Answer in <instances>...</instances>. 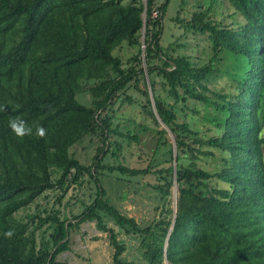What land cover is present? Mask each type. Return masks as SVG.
<instances>
[{
    "label": "trees",
    "instance_id": "1",
    "mask_svg": "<svg viewBox=\"0 0 264 264\" xmlns=\"http://www.w3.org/2000/svg\"><path fill=\"white\" fill-rule=\"evenodd\" d=\"M156 1L145 0L144 20V0H0V264H62L57 256L68 249L71 230L85 222L107 234L113 264H132L119 232L138 236L145 264H264V0H227L242 17L236 27L213 19L216 0H194L187 22L177 15L184 35L209 41L212 55L203 64L160 45L170 0ZM122 44L138 48L128 68L113 55ZM220 55L236 72H226L236 84L227 93L208 87ZM131 81L143 102L127 94ZM117 100L163 126L168 157L155 172L103 164L108 149H121L111 138L136 139L112 126L106 112ZM198 106L211 108L205 118L213 136L179 120L201 114ZM15 117L32 126L31 136L13 135L8 122ZM37 126L45 137L35 135ZM85 136L105 146L89 167L68 154ZM202 159H211V170L199 166ZM104 171L155 175L160 218L143 228L122 215L103 188ZM84 177L95 196L79 214L51 208L18 217L48 191L84 186Z\"/></svg>",
    "mask_w": 264,
    "mask_h": 264
},
{
    "label": "rangeland",
    "instance_id": "2",
    "mask_svg": "<svg viewBox=\"0 0 264 264\" xmlns=\"http://www.w3.org/2000/svg\"><path fill=\"white\" fill-rule=\"evenodd\" d=\"M131 0H125L130 2ZM163 0H157V5ZM214 5L215 15L213 19L221 21L223 24H231L236 27V23L242 22L240 15L233 16V9L230 8L227 0H216ZM145 2V0H144ZM180 0H170L168 9L162 21V34L160 37V45L163 48L172 47L175 51H171L172 56L187 55L194 62H208L211 55V45L205 36L199 34L187 33L184 35L182 24L176 22L178 20L187 22L192 13L197 10V2L189 0L184 8L179 7ZM205 8L207 5L204 6ZM156 12L154 11V16ZM142 41V39H141ZM137 47H130L122 44L114 50L113 55L122 63V68H128L130 59L137 54ZM214 73L210 76L208 87L214 90H221L224 93L232 91L236 84L233 78L226 74H235L231 60L225 55H220L214 60ZM133 81L129 83L127 94L133 96L136 101L143 102L142 95L132 87ZM160 88L158 84L157 89ZM139 89H143L142 82L139 83ZM194 105V104H193ZM192 105V106H193ZM201 114L194 117H188V113L179 114V120H186L190 123L193 130L199 131L202 136H213L216 132L212 128V124L206 121L205 115L211 110L209 108L205 112L202 107L198 106ZM112 119V126H118L119 131L123 134L135 136L136 139L128 137H114L111 140H117L121 149L113 155V147L108 149L103 159V164L122 165L130 169L146 170L151 166L155 172V163L161 162L168 157L169 147H163V140L158 133L163 126L156 127L151 119L147 118L139 108V106L121 105L120 101H114L106 112ZM204 115V116H203ZM211 129V130H210ZM264 129V122H263ZM170 141L173 135L165 130ZM99 149H105L102 145L100 137L85 136L81 141L76 143L68 151L69 156H73L84 166H91ZM107 150V149H106ZM211 159H202L199 166L207 170H211ZM105 172V171H104ZM84 186L77 184L71 185L65 192L48 191L39 197L36 202L26 210H21L18 217H25L26 214L32 215L34 212H43L44 209L59 210L61 214L72 215L79 214L85 206L90 204L95 196V187L92 183H86L88 177H84ZM103 188L106 190L111 203L124 216L135 219L140 227L145 228L160 218L162 204L159 194L152 186L158 184L157 178L153 174L139 175L129 177L121 175L118 172L109 174L107 172L101 176ZM170 206L175 209L177 203L178 192L176 187L171 190ZM60 201H57V198ZM108 226L118 232L112 222H108ZM118 240L123 243L125 251L123 257L132 264H145L140 249V239L138 236H127L122 232L118 234ZM68 249L57 256V261L62 264H113V248L111 247L106 233H100L94 222H85L77 228L71 230L68 239ZM141 250V251H140ZM165 264H169L165 262Z\"/></svg>",
    "mask_w": 264,
    "mask_h": 264
},
{
    "label": "clouds",
    "instance_id": "3",
    "mask_svg": "<svg viewBox=\"0 0 264 264\" xmlns=\"http://www.w3.org/2000/svg\"><path fill=\"white\" fill-rule=\"evenodd\" d=\"M8 127L13 133V135L20 140H23L24 137L31 136L33 134L32 126H30L27 121L21 119L20 117H15L10 119L8 122ZM35 135L40 138L45 137L46 129L43 128L42 126H37ZM12 235L13 232L11 231L4 233V236L6 238H11Z\"/></svg>",
    "mask_w": 264,
    "mask_h": 264
},
{
    "label": "water",
    "instance_id": "4",
    "mask_svg": "<svg viewBox=\"0 0 264 264\" xmlns=\"http://www.w3.org/2000/svg\"><path fill=\"white\" fill-rule=\"evenodd\" d=\"M145 16H146V2H144V12H143V18H144V20H145ZM143 37V36H142ZM142 50H143V48H142ZM142 56H143V53H142ZM142 66H143V68H144V71H145V77H146V82H147V84H148V89H149V82H148V78H147V73H146V69H145V62L143 61L142 62ZM149 96H150V99H152V95H151V91H150V89H149ZM167 131H168V129H166ZM169 132V131H168ZM172 143L174 144V139L172 138ZM176 212V209H175V211H174V213Z\"/></svg>",
    "mask_w": 264,
    "mask_h": 264
}]
</instances>
